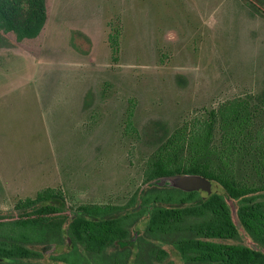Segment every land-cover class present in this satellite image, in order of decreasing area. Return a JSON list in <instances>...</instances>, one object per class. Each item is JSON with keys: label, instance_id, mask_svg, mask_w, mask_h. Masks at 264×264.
Returning <instances> with one entry per match:
<instances>
[{"label": "rangeland", "instance_id": "374dc122", "mask_svg": "<svg viewBox=\"0 0 264 264\" xmlns=\"http://www.w3.org/2000/svg\"><path fill=\"white\" fill-rule=\"evenodd\" d=\"M254 3L257 9L250 6ZM47 20L34 38L0 30V214L11 218L17 200L53 187L52 204L68 221L86 203L141 208L150 186H187L175 174L143 181L151 153L166 135L205 116L227 99L256 94L264 78V8L255 0H46ZM255 6V7H256ZM116 39L117 49L112 42ZM229 206L235 235L221 240L264 256L241 222L240 205L215 183ZM149 209L135 218L130 238L107 247L126 251L145 237ZM87 219L98 218L85 215ZM165 262L179 252L157 242ZM40 262L63 243H39Z\"/></svg>", "mask_w": 264, "mask_h": 264}, {"label": "trees", "instance_id": "16d2710c", "mask_svg": "<svg viewBox=\"0 0 264 264\" xmlns=\"http://www.w3.org/2000/svg\"><path fill=\"white\" fill-rule=\"evenodd\" d=\"M255 1L264 8V0ZM250 6L257 9L254 3ZM46 20V0H0V30L17 40L38 36ZM116 42L114 38L113 50ZM175 174L202 177L239 201L244 228L264 247V78L260 92L227 99L164 137L147 160L143 181ZM61 198L60 190L45 187L17 200L16 216L0 214V264H48L38 260L42 254L34 245L64 241L68 249L52 259L64 264H125L126 251L106 249L130 238L134 219L148 206V239L136 238L131 264H171L164 261L167 252L157 242L171 244L182 264H264V256L221 241L233 237L235 229L229 206L216 191L202 196L198 189L150 186L140 195L137 211L107 218L132 206L133 194L126 206L81 204L76 208L80 214L70 221L60 207L40 204Z\"/></svg>", "mask_w": 264, "mask_h": 264}, {"label": "water", "instance_id": "95a60500", "mask_svg": "<svg viewBox=\"0 0 264 264\" xmlns=\"http://www.w3.org/2000/svg\"><path fill=\"white\" fill-rule=\"evenodd\" d=\"M185 180L188 181L187 186L183 187L186 189H197L199 186H205L207 188L210 183L209 180H206L199 176H186Z\"/></svg>", "mask_w": 264, "mask_h": 264}]
</instances>
